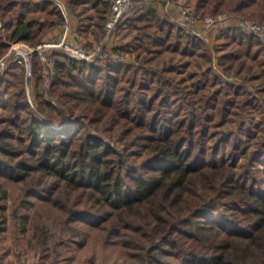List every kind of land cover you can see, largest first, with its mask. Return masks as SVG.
Listing matches in <instances>:
<instances>
[{"label": "trees", "instance_id": "trees-1", "mask_svg": "<svg viewBox=\"0 0 264 264\" xmlns=\"http://www.w3.org/2000/svg\"><path fill=\"white\" fill-rule=\"evenodd\" d=\"M64 2L67 13L80 19L89 4L99 27L110 8V0ZM193 6L203 16L230 12L264 23V0H196ZM142 9L117 24H141L132 38L137 44L123 49H139L142 63L163 51L209 58L192 29ZM0 17V58L11 43L34 46L65 21L50 0H0ZM222 37L216 60L225 70L250 58L264 77L260 38L236 27ZM129 63L55 53L49 96L41 90L38 55L29 73L6 59L0 75V198L6 197L3 180L24 182L25 196L59 209L63 224L102 228L144 264H264V192L249 168L253 157L264 168V119L256 123L258 146L239 171L233 163L215 162L208 119L193 97L164 70ZM28 87H34L30 98ZM35 171L55 179L30 184Z\"/></svg>", "mask_w": 264, "mask_h": 264}, {"label": "rangeland", "instance_id": "rangeland-1", "mask_svg": "<svg viewBox=\"0 0 264 264\" xmlns=\"http://www.w3.org/2000/svg\"><path fill=\"white\" fill-rule=\"evenodd\" d=\"M195 1L133 0L129 12L134 13L136 7L137 9L143 8L142 10L147 7L153 8V3L154 5L157 4L156 7L159 10L161 3L164 5L169 3L173 5L171 8L173 13L176 12L174 18L169 16L176 21H178L177 12L179 13L181 10L192 11L195 15L204 17L194 9L192 3ZM85 7L87 9L86 12L84 11L82 19L68 13L66 16H69L70 25L73 24L79 37L84 38L86 34L83 29H86V32L94 40L85 41V43L96 46L98 41L103 38L104 25L99 27L95 23L92 18L95 12L89 4ZM170 11L166 12L169 13ZM218 14L224 19L215 21V24L209 27L200 18H198L194 27L185 26L178 21L192 30L197 26L202 27L206 31L205 33L209 31L207 37L214 29L218 30V36L220 35L221 40L216 39L213 44L204 40L211 52L209 58L184 55L177 51H163L157 54L153 61L142 63V56H137V53L140 52L139 49H133L132 47H129L128 50L123 49L131 43L137 44L133 39L142 31L139 30L142 27L140 23L127 25L119 29L116 26L107 43H104V49L116 53L121 59L130 61L129 65L133 69L139 67L138 65L143 67L145 65L150 70H164L163 75L172 78V81L188 96L193 97L197 109L208 119L210 131L208 143L210 151H214V161L233 163L234 168L239 171L248 158L251 157L250 155H253L262 135L261 130L256 127V123L264 119V77L261 75L257 63L250 58H242L229 70H225L217 61L215 62V59L223 54V51L217 52L216 49L223 43L225 38L222 37V34L225 33L227 28H223L222 24L219 26V23L229 22L230 24L224 25H231V27H236L239 31L245 33L241 30V27L246 22L258 21L254 20L255 18L250 19L246 16L243 19L230 12H221L215 15ZM1 23L2 20L0 19V26ZM62 23L52 28L49 31L50 33L44 37V40L59 38L62 33ZM79 30L83 32H79ZM72 32L76 33L73 30ZM245 34L260 38L254 33ZM200 37L204 39V35L201 34ZM44 40L42 39L37 44ZM36 45L32 46L22 41L13 42L4 56L0 58V62L2 59L9 57V52L13 51L12 47L20 46L24 49L26 47H36ZM41 52L46 54L49 51L42 50ZM53 52L54 54L64 53L62 50H53ZM30 54V59H32L35 54L39 56L41 53L35 50ZM63 55L67 56L65 53ZM145 57L149 56L145 55ZM94 59H99V57ZM3 71L4 68H0V75ZM30 91L34 93V87H31ZM52 93L50 86L47 94L50 96ZM52 101L58 106L55 100ZM253 159L252 164L249 166L251 168L250 172L256 177V189H261L264 192V168L260 162H257V159L254 157ZM248 175L250 174L248 173ZM54 179L50 175L35 171L29 178V183L40 185L43 182L44 184H50ZM24 186V182L3 180L2 188L6 190V197L4 199L0 198V264H144L139 258H135L130 254L129 249L120 243L117 236L109 235L102 228L85 224L78 225L74 222L63 224L64 217L59 209L42 198L33 195L25 196ZM75 192V190L72 191L73 194ZM78 196L82 199L80 195ZM21 198L23 202H18ZM17 205V212L20 214L18 217L13 215V209ZM71 227H73V230Z\"/></svg>", "mask_w": 264, "mask_h": 264}, {"label": "built area", "instance_id": "built-area-1", "mask_svg": "<svg viewBox=\"0 0 264 264\" xmlns=\"http://www.w3.org/2000/svg\"><path fill=\"white\" fill-rule=\"evenodd\" d=\"M55 2L62 10L65 16V22L61 25L62 33L59 35V38H51L49 40H44L43 42L36 45V47H26L21 48L12 47V52H9V57L13 59L17 64L25 65L26 68L30 69V53L37 50L40 51L39 58L42 62L41 72V90L44 93H48L49 88L51 86V76L54 73V52L53 50H62L64 53L76 60L81 61H93L94 58L99 57L101 62H106L108 60L113 61H126L125 59H121L119 55L116 53H111L110 51H106L104 49V43L106 44L111 33L117 26L120 19L129 12L130 6L133 0H111L110 2V10L107 16V19L104 23L103 27V38L98 41L96 46H92L90 44L82 43V39L79 36H76L75 39L70 38L69 34L71 31L70 22L66 15L67 10L65 4L61 0H50ZM178 14V21L188 27H194L198 18L207 25V27L214 25L215 21H220L224 19L218 15L212 14L209 16L199 17L195 15L192 11L188 12L185 10H181ZM202 18V19H201ZM241 30L245 33H254L259 36L264 41V23H259L256 21L246 22ZM48 50L46 54H42L41 51ZM63 53V52H61ZM63 53V54H64ZM117 55V56H116ZM11 56V57H10ZM97 56V57H96ZM6 59L0 62V68H4ZM28 96L30 98V91L27 90Z\"/></svg>", "mask_w": 264, "mask_h": 264}, {"label": "crops", "instance_id": "crops-1", "mask_svg": "<svg viewBox=\"0 0 264 264\" xmlns=\"http://www.w3.org/2000/svg\"><path fill=\"white\" fill-rule=\"evenodd\" d=\"M33 1H39V0H33ZM64 4H65V2H64V0H61ZM163 1V0H162ZM190 1H192V0H190ZM168 3V2H167ZM192 3V2H191ZM192 4H194V3H192ZM157 5V4H156ZM156 5H154V3H153V9H155L158 13H159V15H161V16H164L165 14H167L168 16L170 15V16H173V18L176 16V12L175 13H173V10L171 9L172 8V6L173 5H171V4H167V5H164L163 3H161V7H160V9L158 10V8L156 7ZM160 6V5H159ZM192 6V5H191ZM152 8V7H151ZM164 10H165V12H164ZM169 10H171L169 13H167L166 11H169ZM162 12H164V13H162ZM80 23V22H79ZM220 25L219 26H221V24H222V26H223V28L224 27H231V25H228V26H225L224 24H230L229 22H225L224 24L223 23H219ZM72 25V27H73V24H71ZM71 25H70V27H71ZM76 25H77V23H76ZM71 27V31H70V34H69V37L70 38H73V39H75L76 38V36H79L78 35V33L76 32V29H75V27H73L72 28ZM72 30L73 31H75L76 33H73L72 32ZM82 30V29H81ZM84 31H85V34L86 35H84V38L81 36V39H82V43H85V41H93L94 40V38L91 36V35H89V33H87L86 32V29H83ZM211 31V30H210ZM79 32H83V31H80L79 30ZM193 32L199 37V38H202V37H200L201 36V34L202 35H204V39L203 40H207V41H209L210 42V44H213L215 41H216V39H218V40H221V38H220V35L218 36V30L217 29H214V31H211L210 33H209V35H208V37L206 36L207 35V33L209 32V31H207V33H205L206 31H204L203 29H202V27H199V26H197V27H195V29H193ZM213 34V35H212ZM206 36V37H205ZM211 37H213V39H211ZM117 44V43H116ZM118 45V44H117ZM114 50H116V48H114ZM223 53V52H222ZM153 61V60H152ZM217 60L215 59V62H216Z\"/></svg>", "mask_w": 264, "mask_h": 264}]
</instances>
